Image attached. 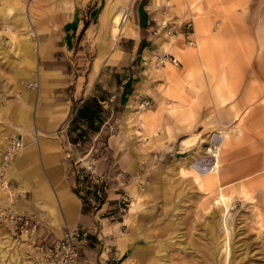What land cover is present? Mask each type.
Instances as JSON below:
<instances>
[{
	"label": "rangeland",
	"instance_id": "obj_1",
	"mask_svg": "<svg viewBox=\"0 0 264 264\" xmlns=\"http://www.w3.org/2000/svg\"><path fill=\"white\" fill-rule=\"evenodd\" d=\"M72 2L0 0V25L7 27L0 28V143L4 132L24 134L27 142L28 135L22 129L3 128L11 125V116L22 112L32 118L33 132L42 122L51 133L39 135V143L49 137L66 141L62 151L69 166L66 179L83 199L85 211L123 222L121 246L126 253L109 264H264V0H223L206 8L197 0H174L171 4L170 0H143L144 5L152 3L148 9L154 17V28L149 34L157 52L145 61L148 67H137V72L138 79L145 77L157 84L154 89L159 93V107L152 113L153 127L141 123L142 114L153 106L138 111L130 102L124 117L105 113L99 131L86 129L82 137L73 126L84 96L77 94L71 104L74 86L64 97L51 94L47 88L61 74L48 59L52 29L66 18L61 13ZM111 4L108 0L102 15L92 14L88 30L79 36L80 62L72 74L79 87L90 72L89 82H93L103 67L97 59L108 46L110 53L118 39L110 36L112 20L106 18ZM125 5L121 8L126 9ZM199 16L207 17L209 33L199 35L195 29ZM189 19H193L196 30L193 48L187 45L195 44L194 36L192 42L183 36ZM127 20L129 16L126 25ZM217 36L211 41L210 37ZM23 44L30 46L27 51ZM202 45L206 47L204 54ZM177 46L194 52L195 61L188 64L181 60L176 55ZM163 52L182 62L175 66L173 77L176 69L181 74L186 72L179 80L182 84L175 79L181 94L169 92L170 78L163 76L165 68L170 71L173 67L155 63L156 55ZM27 76L35 80L28 81L23 91L20 79ZM150 95L146 97L150 99ZM169 99L177 101L170 114L164 110ZM181 102L185 113L179 112ZM78 139L82 142L74 146L73 141ZM26 142L21 152L27 148ZM216 145L221 146L223 176L219 184L227 208L212 204L219 191L206 192L195 181L196 170L205 173L215 164V157L207 150L216 149ZM122 157L129 160L126 167L121 166ZM87 162H93L100 172H108V190L119 180L118 192L127 194L131 204L138 201L137 207L130 204L126 213L119 214L118 200L116 207L104 205L108 191L105 203L98 210L91 209L72 174L75 167ZM47 213L44 209L30 213L39 220L38 233L47 224ZM130 217L134 222L130 227L137 225L135 232L126 223ZM7 240L13 243L8 245ZM225 242H230V255L223 251ZM34 259L31 241L0 223V264H38Z\"/></svg>",
	"mask_w": 264,
	"mask_h": 264
},
{
	"label": "crops",
	"instance_id": "obj_2",
	"mask_svg": "<svg viewBox=\"0 0 264 264\" xmlns=\"http://www.w3.org/2000/svg\"><path fill=\"white\" fill-rule=\"evenodd\" d=\"M73 1L74 2L67 5L65 11L61 13L62 17L66 16V18L61 20L57 27H54L56 29H52L53 40L48 43V47L51 51V55L48 59L52 60L51 62H54L57 65L56 69L60 70L61 74L60 77H56L49 82L47 87L51 90V94L64 97L66 96L67 89L70 86H74V90L71 92L72 94L70 96L71 104L72 99L76 98L75 96L77 94L84 96L82 105L76 109L77 114L75 116V124L77 123L79 125L76 127L74 124L73 130L81 132V137L83 133L86 132V129H92L95 132H98L100 129L98 124L101 123L105 113L112 112L116 113L117 116L121 115L124 117L123 112L130 102H132L136 107V110L139 111L142 109L140 108V105L144 101L149 102L146 108L149 106H153V108L150 112L142 114L143 117L141 123L143 126H146L145 123H147L148 128L150 126L153 127L152 113L156 111V107H159L157 105V96L159 93L154 89L157 84H155L154 81H148L145 77L143 79L141 77L138 79L139 75L137 72V67L145 66V61L149 58H153V54L157 52L152 48V42L150 43L152 35L149 34L154 28V17L148 9L152 3L144 5L143 0H131L130 3V0H112V4L106 9V12L109 15V17L106 16V18H111L110 20H112V17L118 11L124 10L121 8L122 5L128 3L125 5L127 6L125 9L126 13L128 12L129 16V20H127L128 24H124L122 27L120 35L118 36V39L115 40L114 48L110 50V53L108 50L110 46H108L106 53L100 55L97 59L100 60L101 64L103 63V67L99 69L93 82H89L90 72L89 75L85 77V81L82 82L79 87L80 83H78L77 80L74 81L75 79L73 80L72 78V74L77 70L76 65L80 62L79 52L81 51V42L79 41V36L83 35V33L88 30V20L92 14L95 13V15H102L104 13L108 0ZM179 1L183 3V1L194 2L196 0ZM197 1L201 3L202 8H206V5L209 3L214 4L215 2H222L223 0ZM171 2H174V0H170V4ZM197 18L195 29L198 34L201 35L203 32L209 33L210 23L208 22L207 17L199 16ZM210 38L212 41L217 39L218 36L216 38ZM106 44L108 45V42ZM21 46H23L25 51L30 47L24 44ZM201 48V51L204 54L206 47L202 45ZM102 49V51H104V47H102ZM176 50L177 48L175 51ZM184 50L185 52L179 53L181 56V58H179L188 62V64H192L195 61L194 52L189 49ZM139 62L140 64H138ZM181 64L182 62H180V65ZM170 67H173L170 69V86L172 83H175L177 89L176 91L170 90L169 92L181 94L178 82L182 84L179 80L183 79L186 72L184 71L181 74L178 69H176L175 79L178 80V82H176L173 77L175 75V68L177 67L173 65H170ZM97 70L98 64L95 65V72H97ZM167 70L168 69L165 68L163 72L164 77H166ZM93 77L94 75H92V78ZM22 79L26 81H34L35 77L27 76ZM22 79H20L21 85L19 86L23 91H26L27 89L22 86ZM147 92H153L154 94ZM147 94H152L150 95V99L146 97ZM175 103H177V101L169 99V103L167 104L168 107H163L164 110H167L170 114V110H173L174 108L172 105ZM180 105H182V109H180L182 111L179 112L185 113V105L182 104V102ZM93 107L97 108V116L90 122L87 118L86 110L90 111ZM11 117V125L3 128L10 130L16 127L22 129V131H24L23 133H27L34 128L32 118L29 115H26V112ZM73 120L74 118L71 119L70 124L74 122ZM144 120H146V122ZM39 125L44 129L42 122H40ZM46 132L48 134L45 136L51 135L50 132ZM138 134L141 135L142 133L138 131ZM28 138L27 143L29 144L32 139L31 137ZM183 141L184 143H187L186 139ZM81 142V139L73 141L74 146ZM65 143L66 141L64 139H58L56 137L46 138L38 143L36 147L33 146L34 144L28 145L27 148L19 153L10 163L8 175L11 188L14 191L13 196L16 195V192L18 194L14 200V208L18 212L30 213L36 210H46L48 212L47 224L41 232L39 231L38 235L47 238L60 237L64 228L84 227L88 229L91 232L90 244L83 248L81 259L78 264H109V262H112L117 257H122L126 253L125 248H122L121 246L123 245V242L120 233L122 228L120 225L123 224V222L112 221L108 217H101L99 213L95 215L94 213L85 211L83 199L76 194L72 189L70 182L66 179V173L69 166L67 160L64 159L62 155ZM128 161V158L122 157L120 160L121 166L126 167ZM70 171L71 170H69V173H71ZM102 172L108 174L105 170ZM120 188L121 185L119 184V180L112 183V189L114 191L112 189L108 190V199L104 205L108 207L111 205H113L111 207L117 206L115 201L118 200L117 197L121 195V193L118 192ZM140 202L138 204H140ZM141 204H144V202ZM131 217L129 218V223L126 219V223L129 227L130 223H134L131 220ZM136 227L137 225H135L134 228H130L135 232Z\"/></svg>",
	"mask_w": 264,
	"mask_h": 264
},
{
	"label": "built area",
	"instance_id": "obj_3",
	"mask_svg": "<svg viewBox=\"0 0 264 264\" xmlns=\"http://www.w3.org/2000/svg\"><path fill=\"white\" fill-rule=\"evenodd\" d=\"M128 12L126 13V18ZM194 21L189 19L184 24L183 36L192 42ZM1 30L6 28L0 25ZM174 30H171V32ZM169 32V34H171ZM158 66H179V59L171 53L163 52L155 57ZM149 102L144 101L140 108H145ZM25 142L21 134H7L0 145V223L9 227L14 233L26 237L36 253L38 264H78L83 248L90 244L91 232L84 227L66 228L60 237L47 238L38 235L39 220L35 214L20 213L14 208V191L11 188L8 168L14 158L24 149ZM84 158H81L83 161ZM75 181L80 190L86 194L91 209L98 210L107 199L109 176L97 170L93 162H87L73 169ZM13 194V195H12ZM119 214L126 213L131 199L127 194H121L118 199ZM106 264V263H100Z\"/></svg>",
	"mask_w": 264,
	"mask_h": 264
},
{
	"label": "bare ground",
	"instance_id": "obj_4",
	"mask_svg": "<svg viewBox=\"0 0 264 264\" xmlns=\"http://www.w3.org/2000/svg\"><path fill=\"white\" fill-rule=\"evenodd\" d=\"M126 21V10L124 9V10H120V11H118L113 17H112V23H111V37L113 38V39H116V38H118V36L120 35V31H121V29H122V27L124 26V22ZM26 27H27V25H26ZM5 28H7V27H5ZM26 30H27V32H29L30 30H29V27H27L26 28ZM205 30H207V29H205ZM0 32H2L1 30H0ZM193 36H194V38H195V44H193V43H189V44H191V45H187V46H190V47H194L195 45H196V43H197V40H196V33H195V29H194V32H193ZM187 51V50H186ZM180 52H185V50L184 49H182V48H180V47H177V50H176V54H177V56L178 57H180L181 58V56L179 55V53ZM190 52V51H189ZM188 52V53H189ZM151 63H152V61H151ZM168 66V65H167ZM145 67H148V62H146L145 63ZM146 72H148L149 70L146 68V70H145ZM171 72L169 71V70H167V72H166V78L167 79H169V78H171V74H170ZM225 82V81H224ZM223 82V83H224ZM29 83H28V81L26 82V81H23V87L24 86H27ZM228 85V84H227ZM176 89H177V86H176V84L175 83H172L171 84V86H170V83H169V91L171 90V91H176ZM145 122H146V120H144ZM145 125L147 126V123H145ZM40 129H38V131H35V132H33V130L34 129H36V128H32L31 130H30V133H26L27 135H28V137H31V139H33L29 144L26 142V140H25V136H24V134H23V140L28 144V145H30V144H34V143H39L38 141V137H39V135L41 136V137H43V136H45V135H47L48 133L44 130V129H42L41 127H39ZM35 133V134H34ZM5 135H7V134H5ZM5 135H3V137H2V139L5 137ZM36 135H37V137H36ZM27 145V146H28ZM220 150H221V146L220 145H216V149L215 148H209L208 150H207V152L208 153H212V156L213 157H215L214 159H215V164H213L212 165V167L209 169V171L208 172H205V173H202V172H200V171H197L196 170V172H195V181L198 183V185H199V187L201 188V189H203L204 191H206V192H210V191H219V193L217 194V196L214 198V200H213V205L214 206H225V208H227L228 207V205H227V199H226V196H225V194L223 193V190H222V188H221V186H220V184H219V182H220V180H221V176H222V169H223V167H222V164H221V153H220ZM212 157V158H213ZM13 195V194H12ZM16 196V195H15ZM134 201V200H133ZM138 201H134V202H132V204H131V207L133 208L135 205H136V203H137ZM15 204V203H14ZM132 208H131V210H132ZM20 213H24V212H20ZM3 239V238H2ZM4 242V241H3ZM8 243V245H11L12 243H11V241H5V243ZM230 243V242H229ZM229 243L228 242H225L224 244H223V246H224V253H227L228 255H230V246H229ZM7 245V246H8ZM28 253V252H27ZM222 253V252H221ZM225 256H226V254H224ZM227 257V256H226ZM229 257V256H228ZM27 258H30V256H28ZM227 259V258H226ZM33 261H35V259L33 260ZM226 261V260H225ZM36 262V261H35ZM229 262V261H228ZM27 263V262H26ZM29 263V262H28ZM33 264H34V262H32ZM227 264H229V263H227Z\"/></svg>",
	"mask_w": 264,
	"mask_h": 264
},
{
	"label": "trees",
	"instance_id": "obj_5",
	"mask_svg": "<svg viewBox=\"0 0 264 264\" xmlns=\"http://www.w3.org/2000/svg\"><path fill=\"white\" fill-rule=\"evenodd\" d=\"M96 110H97V108H95V107H93V109L90 110V111L89 110L88 111L86 110L87 118H88V120L90 122L96 118V116H97V111Z\"/></svg>",
	"mask_w": 264,
	"mask_h": 264
}]
</instances>
